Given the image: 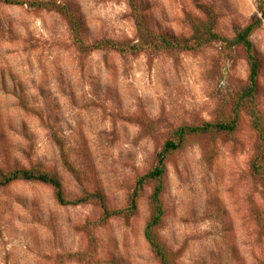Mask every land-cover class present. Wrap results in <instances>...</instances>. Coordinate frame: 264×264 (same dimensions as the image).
<instances>
[{
	"label": "rangeland",
	"instance_id": "rangeland-1",
	"mask_svg": "<svg viewBox=\"0 0 264 264\" xmlns=\"http://www.w3.org/2000/svg\"><path fill=\"white\" fill-rule=\"evenodd\" d=\"M56 1L87 44L149 48L82 51L67 14L0 0V165L56 173L68 199L100 194L125 212L104 219L98 197L63 205L39 181L0 187V264H160L144 236L151 184L129 210L137 181L176 129L233 116L249 63L243 48L220 41L151 47L163 35L190 39L194 22L232 38L264 0ZM252 39L264 114V22ZM259 146L243 107L235 132L190 136L170 157L157 232L176 264H264V177L252 170Z\"/></svg>",
	"mask_w": 264,
	"mask_h": 264
},
{
	"label": "trees",
	"instance_id": "trees-1",
	"mask_svg": "<svg viewBox=\"0 0 264 264\" xmlns=\"http://www.w3.org/2000/svg\"><path fill=\"white\" fill-rule=\"evenodd\" d=\"M7 4H27L38 9L56 10L67 14L72 19L74 39L82 51L114 50L118 52L137 53L146 50L149 46L145 44L124 45L112 39H102L93 44H87L80 36V23L74 16L71 9L56 0H1ZM264 3V2H263ZM264 22V8L260 14L254 16L252 21L241 29L234 37L228 38L215 30L213 23H193V34L190 39L180 40L176 37L163 35L159 43L151 48L155 50L178 49L195 50L208 43L220 41L229 47L239 46L244 49L249 63V79L247 86L241 91L237 104L233 110V116L229 119L209 121L199 125H183L176 129L171 137L164 143L158 154L156 165L146 174L142 175L136 184L131 195V212H136L142 192L149 184L152 185L151 207L152 215L146 224L144 236L152 247L160 264H176L172 252L168 246L159 238L158 228L162 225L167 213L164 204V192L166 188V177L168 174V161L170 157L185 147L188 137L201 134H217L223 132H235L238 129L241 119V109L247 107L251 116L252 126L260 140L259 153L253 161V173L264 177V114L258 108L257 94L259 92V80L261 75L262 62L258 56L252 36L262 27ZM18 181H39L53 186L57 192V199L63 205H80L89 203L93 198L98 197L104 205V219L122 215L125 211L120 209H109L104 198L100 194H87L85 196L70 200L67 198L61 177L53 172L35 168H16L6 171L0 165V187L8 186Z\"/></svg>",
	"mask_w": 264,
	"mask_h": 264
}]
</instances>
